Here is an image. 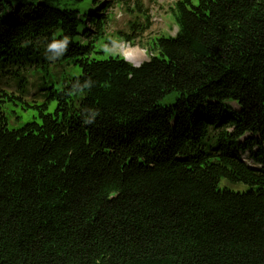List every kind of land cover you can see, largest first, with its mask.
<instances>
[{
	"label": "trees",
	"instance_id": "obj_1",
	"mask_svg": "<svg viewBox=\"0 0 264 264\" xmlns=\"http://www.w3.org/2000/svg\"><path fill=\"white\" fill-rule=\"evenodd\" d=\"M64 1L0 0V69L80 70L17 129L0 88V264H264V0H178L139 65L74 39L127 0Z\"/></svg>",
	"mask_w": 264,
	"mask_h": 264
},
{
	"label": "rangeland",
	"instance_id": "obj_2",
	"mask_svg": "<svg viewBox=\"0 0 264 264\" xmlns=\"http://www.w3.org/2000/svg\"><path fill=\"white\" fill-rule=\"evenodd\" d=\"M127 1L131 11H128L126 6L117 2H112L110 5L107 12L110 13L111 18L105 25L104 31L106 34L104 36L95 32L88 20L80 25L79 35L75 36L74 39L81 44H88L92 41L94 47L92 57L102 60L118 54L126 59L125 53H129L131 56L139 55L136 63L130 62L139 65L149 59V42L153 37L159 35L173 36L176 34L177 26L171 10L178 0H140V11L135 9L134 0ZM61 6L78 9L82 18H84L83 14H88L97 7L93 0L64 1ZM146 16L149 17L150 27L142 31L140 28L146 22ZM134 25L135 28L132 29ZM122 34L130 36L133 43L120 39L119 37ZM112 41L113 44H109ZM18 74L25 80L23 86L20 85L19 80L11 72H7V68L0 69V88L8 93L21 96V99L16 98L5 103V125L9 129L20 128L25 123L37 118L39 107H36V105L40 106L45 103L46 107L43 111L54 113L56 100L47 98L48 89H60L68 77L79 75L80 70L72 63H57L52 68L49 66L48 70L39 69L36 71L35 68H32L24 73L18 71ZM22 89L24 93L20 92ZM233 107L237 109L235 104H233ZM247 137L248 135H245L241 141ZM244 157H246V153ZM219 187L241 192L248 189L246 184L231 183L227 180H221Z\"/></svg>",
	"mask_w": 264,
	"mask_h": 264
},
{
	"label": "clouds",
	"instance_id": "obj_3",
	"mask_svg": "<svg viewBox=\"0 0 264 264\" xmlns=\"http://www.w3.org/2000/svg\"><path fill=\"white\" fill-rule=\"evenodd\" d=\"M67 44H68V38L64 37V39L61 40V41H55L54 40L53 42H51L48 45V49H49V51L54 52L55 55H59V54H61L64 51V49L66 48ZM89 122H91V121H89Z\"/></svg>",
	"mask_w": 264,
	"mask_h": 264
},
{
	"label": "bare ground",
	"instance_id": "obj_4",
	"mask_svg": "<svg viewBox=\"0 0 264 264\" xmlns=\"http://www.w3.org/2000/svg\"><path fill=\"white\" fill-rule=\"evenodd\" d=\"M126 55H125V57H126V59H127V61H129V62H132V63H136V59H137V57L139 56V55H130L129 53H125ZM133 65H135V64H133Z\"/></svg>",
	"mask_w": 264,
	"mask_h": 264
}]
</instances>
